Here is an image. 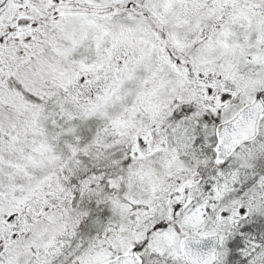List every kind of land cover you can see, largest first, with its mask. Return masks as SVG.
Returning <instances> with one entry per match:
<instances>
[{"label": "snow or ice", "instance_id": "1", "mask_svg": "<svg viewBox=\"0 0 264 264\" xmlns=\"http://www.w3.org/2000/svg\"><path fill=\"white\" fill-rule=\"evenodd\" d=\"M0 264H264V0H0Z\"/></svg>", "mask_w": 264, "mask_h": 264}]
</instances>
